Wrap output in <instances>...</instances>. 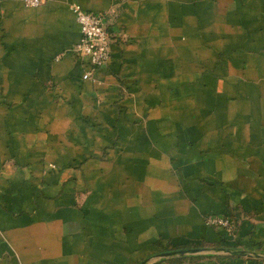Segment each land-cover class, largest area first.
<instances>
[{
	"label": "crops",
	"instance_id": "crops-1",
	"mask_svg": "<svg viewBox=\"0 0 264 264\" xmlns=\"http://www.w3.org/2000/svg\"><path fill=\"white\" fill-rule=\"evenodd\" d=\"M261 258L264 0H0V264Z\"/></svg>",
	"mask_w": 264,
	"mask_h": 264
},
{
	"label": "built area",
	"instance_id": "built-area-1",
	"mask_svg": "<svg viewBox=\"0 0 264 264\" xmlns=\"http://www.w3.org/2000/svg\"><path fill=\"white\" fill-rule=\"evenodd\" d=\"M19 1L28 7L38 6L43 2V0ZM71 9L80 28V38L72 46L71 52L87 60L88 68L83 71L82 78L88 80L92 78L93 70L108 60L109 46L113 39L108 31L104 13L85 11L78 4H72ZM59 56L60 54L57 55ZM207 223L221 227L228 233L233 231L230 220L224 217L210 216ZM256 264H264V258L258 260Z\"/></svg>",
	"mask_w": 264,
	"mask_h": 264
},
{
	"label": "water",
	"instance_id": "water-1",
	"mask_svg": "<svg viewBox=\"0 0 264 264\" xmlns=\"http://www.w3.org/2000/svg\"><path fill=\"white\" fill-rule=\"evenodd\" d=\"M186 251H190V250L180 249V250H175V251L162 252V253L157 254V256L158 257H165V256H169V255H174V254H182Z\"/></svg>",
	"mask_w": 264,
	"mask_h": 264
}]
</instances>
